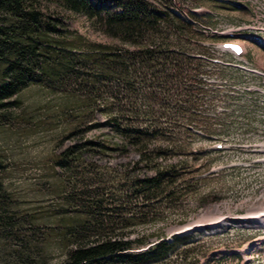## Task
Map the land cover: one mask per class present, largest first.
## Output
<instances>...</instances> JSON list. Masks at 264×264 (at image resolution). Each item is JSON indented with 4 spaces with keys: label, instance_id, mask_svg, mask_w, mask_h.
<instances>
[{
    "label": "trees",
    "instance_id": "obj_1",
    "mask_svg": "<svg viewBox=\"0 0 264 264\" xmlns=\"http://www.w3.org/2000/svg\"><path fill=\"white\" fill-rule=\"evenodd\" d=\"M44 2L84 17L103 38L71 29V20L48 12ZM178 10L196 18L174 0H0V108L28 86L45 84L52 93L81 98L83 106L70 111L78 110L84 122L91 119L89 128L100 132L75 139L57 159L66 183L61 209L84 218L71 233H95L71 249L63 264H200L199 255H206L207 235L192 231L168 239V214L179 213V201L195 185L186 177L188 162L159 161L188 156L162 120L174 121L177 129L187 120L210 135L208 121L194 109L207 88L203 67L224 65L201 43L218 44L224 37L195 29ZM149 117L152 129L143 128ZM133 154L146 164L142 177L138 165L117 169L103 163ZM81 166H89L88 173L79 172ZM149 226L152 233L137 231ZM182 244L181 259L174 260Z\"/></svg>",
    "mask_w": 264,
    "mask_h": 264
},
{
    "label": "rangeland",
    "instance_id": "obj_2",
    "mask_svg": "<svg viewBox=\"0 0 264 264\" xmlns=\"http://www.w3.org/2000/svg\"><path fill=\"white\" fill-rule=\"evenodd\" d=\"M174 1L183 3L196 16L178 10V15L188 18L195 29L222 33L223 41L228 33H235L234 40L243 43L246 50L245 56L233 59L218 49L217 41H202L208 56L264 72V0ZM43 5L48 12L71 20V29L92 39L103 38L84 17L65 12L56 3ZM254 35L260 40L252 39ZM232 68L203 67L207 88L194 112L208 121L205 124L210 127V135L187 120L179 121L180 129L174 121L162 120L163 126L179 135L188 156L159 161L165 165L188 162L186 177L195 185L179 201V213L168 214L169 225L165 227L169 236L190 226L209 236L202 249L206 255L198 257L200 264H264V227L236 220L264 208V76ZM143 93L138 96L143 98ZM81 106V98L58 95L45 84H33L15 96L12 104L0 108V264H63L79 242L94 238V232H82L80 228L71 233L84 218L82 214L66 216L59 197L66 183L57 159L75 139L96 138L100 133L89 128L91 119L84 122L78 110L70 111ZM99 119L104 120L102 116ZM150 126L149 117L142 127ZM72 134L75 138L68 139ZM218 143L223 144L222 152H214ZM165 145L172 149L171 144ZM103 163L117 169L138 165L141 177L146 172L138 154L115 155ZM88 168L81 166L78 171L88 173ZM153 173L149 171L148 175ZM154 230L149 226L137 231L149 234ZM178 249L174 260L181 259L180 250L185 245Z\"/></svg>",
    "mask_w": 264,
    "mask_h": 264
},
{
    "label": "bare ground",
    "instance_id": "obj_3",
    "mask_svg": "<svg viewBox=\"0 0 264 264\" xmlns=\"http://www.w3.org/2000/svg\"><path fill=\"white\" fill-rule=\"evenodd\" d=\"M226 220V218L223 219L221 223L225 222ZM236 220H238L240 223L264 227V208L259 209V211L256 213L238 217Z\"/></svg>",
    "mask_w": 264,
    "mask_h": 264
},
{
    "label": "snow or ice",
    "instance_id": "obj_4",
    "mask_svg": "<svg viewBox=\"0 0 264 264\" xmlns=\"http://www.w3.org/2000/svg\"><path fill=\"white\" fill-rule=\"evenodd\" d=\"M229 47H233L235 49H239V46L238 45H228ZM240 50V49H239Z\"/></svg>",
    "mask_w": 264,
    "mask_h": 264
},
{
    "label": "water",
    "instance_id": "obj_5",
    "mask_svg": "<svg viewBox=\"0 0 264 264\" xmlns=\"http://www.w3.org/2000/svg\"><path fill=\"white\" fill-rule=\"evenodd\" d=\"M186 228H187V227H185V229H186ZM185 229H184V230H185ZM182 231H183V230H182ZM182 231L177 230L174 234H179V233L182 232ZM174 234H173V235H174Z\"/></svg>",
    "mask_w": 264,
    "mask_h": 264
}]
</instances>
